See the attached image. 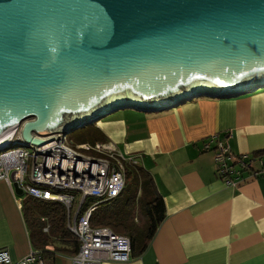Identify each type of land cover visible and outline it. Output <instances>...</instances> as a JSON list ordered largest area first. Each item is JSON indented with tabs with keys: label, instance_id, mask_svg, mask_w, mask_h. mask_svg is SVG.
I'll list each match as a JSON object with an SVG mask.
<instances>
[{
	"label": "water",
	"instance_id": "water-1",
	"mask_svg": "<svg viewBox=\"0 0 264 264\" xmlns=\"http://www.w3.org/2000/svg\"><path fill=\"white\" fill-rule=\"evenodd\" d=\"M259 87L264 0H0V151Z\"/></svg>",
	"mask_w": 264,
	"mask_h": 264
},
{
	"label": "crops",
	"instance_id": "crops-1",
	"mask_svg": "<svg viewBox=\"0 0 264 264\" xmlns=\"http://www.w3.org/2000/svg\"><path fill=\"white\" fill-rule=\"evenodd\" d=\"M94 123L95 141L111 140L139 155L165 208L140 254L99 264H264V172L228 184L214 170L211 149L221 139L236 153L264 150V87L197 96L159 111L124 109ZM18 200L0 179V247L13 259L31 246ZM48 264L74 263L57 252Z\"/></svg>",
	"mask_w": 264,
	"mask_h": 264
},
{
	"label": "built area",
	"instance_id": "built-area-1",
	"mask_svg": "<svg viewBox=\"0 0 264 264\" xmlns=\"http://www.w3.org/2000/svg\"><path fill=\"white\" fill-rule=\"evenodd\" d=\"M55 135L40 145H15L2 150L0 179L8 183L16 200L23 194L63 203L68 227L78 240L77 251L67 255L72 263L127 261L132 256L130 237L108 225H92L90 218L101 201L112 199L123 190L127 166L138 163L139 155L124 151L111 140L72 144L66 134ZM203 147L209 149L211 143L206 141ZM211 149L214 170L228 184L236 185L264 172V166L252 168L257 157L251 159V153L233 152L228 142L216 139ZM13 170L15 179L11 176ZM13 181L22 188V193L15 191ZM43 229L47 230L48 225ZM0 264H48V259L32 245L17 259L0 247Z\"/></svg>",
	"mask_w": 264,
	"mask_h": 264
},
{
	"label": "trees",
	"instance_id": "trees-1",
	"mask_svg": "<svg viewBox=\"0 0 264 264\" xmlns=\"http://www.w3.org/2000/svg\"><path fill=\"white\" fill-rule=\"evenodd\" d=\"M97 131V136L88 141L100 140V131ZM251 155V159L257 157L253 170L264 166V150ZM126 181L128 183L119 195L97 205L90 222L92 225H108L115 232L127 234L131 241V253L136 255L146 248L163 219L164 200L154 178L139 162L127 166ZM22 209L31 245L41 249L44 257L48 259L57 252L68 255L77 251L78 240L68 227L67 210L63 203L27 195ZM45 225H48L47 230L43 229Z\"/></svg>",
	"mask_w": 264,
	"mask_h": 264
},
{
	"label": "rangeland",
	"instance_id": "rangeland-1",
	"mask_svg": "<svg viewBox=\"0 0 264 264\" xmlns=\"http://www.w3.org/2000/svg\"><path fill=\"white\" fill-rule=\"evenodd\" d=\"M263 87H259L257 89H260ZM124 109H130V110H135L134 108H119L113 112H110L106 115H104L103 117H101L99 120L102 119H107L108 117L114 115L115 113H117L118 111H123ZM96 122V121H95ZM95 123H91V124H87L84 125L82 127H78L76 129H74L71 132L66 133V136L68 138V140L74 144V143H78V142H82V141H88V140H93V137H96L98 134L97 129L94 127ZM18 132H15V134L13 135V137L10 139V141H12V139H16L18 138ZM9 150V149H8ZM1 152V151H0ZM128 182L126 181V184ZM19 196H24L23 194H20Z\"/></svg>",
	"mask_w": 264,
	"mask_h": 264
},
{
	"label": "bare ground",
	"instance_id": "bare-ground-1",
	"mask_svg": "<svg viewBox=\"0 0 264 264\" xmlns=\"http://www.w3.org/2000/svg\"><path fill=\"white\" fill-rule=\"evenodd\" d=\"M10 137V135H6L3 138L0 139V144H5L8 141V138Z\"/></svg>",
	"mask_w": 264,
	"mask_h": 264
}]
</instances>
